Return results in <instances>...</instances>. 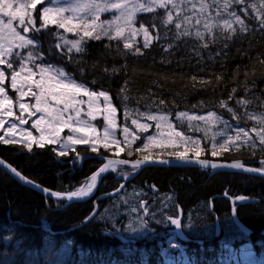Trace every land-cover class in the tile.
Here are the masks:
<instances>
[{"label":"trees","instance_id":"obj_1","mask_svg":"<svg viewBox=\"0 0 264 264\" xmlns=\"http://www.w3.org/2000/svg\"><path fill=\"white\" fill-rule=\"evenodd\" d=\"M140 19L147 21L148 17L142 16ZM37 23L40 24V21ZM247 23L252 30L247 34H238L228 42L227 48L223 47V42L210 44L208 49L198 48V42L190 38L174 42L175 46L166 52L163 45L168 41L161 40L154 41L148 49L142 48L144 54L141 56H133L127 50H123V56L118 55L116 45L119 43L122 49V42L117 41L110 42L111 49H105L104 45L109 43L105 39L88 41L84 45L85 52L73 53L70 59L61 50L52 47V43L59 41L54 35L57 29L53 26L41 30L36 39L45 57L44 63L63 67L77 81L94 90L109 93L117 108L120 126L130 123V118H124V105L132 112L138 109L140 112L151 111L171 116L185 111L193 114L214 111L225 119L233 120L227 108L220 107L221 101H227L228 107L240 116L237 122H241V118L245 122V111L264 113V30L258 29L252 19H248ZM60 32L69 38H77L71 33H63V30ZM137 39L142 44V38ZM197 51L200 52L199 56L196 55ZM217 52L220 54L217 55ZM74 60L80 63H74ZM94 63L95 68L92 67ZM104 67H116L120 71L109 75L103 71ZM80 69H83V74ZM193 76L197 78L195 81L192 80ZM93 79H96V84L91 83ZM201 80L210 83L201 84ZM232 88L237 89L234 94ZM125 95L128 99L122 101ZM230 95L232 99H229ZM239 99L251 103L241 106L236 103ZM160 100L164 104H160ZM245 123L253 126L248 118ZM53 147L47 145L40 149L34 146L29 153L18 144H0V158L50 191L69 192L82 187L103 166L104 158L135 161L145 154L135 148L117 156L112 150L100 148L93 153L90 148L79 146L67 156L58 157L52 151ZM204 148L206 151L202 159L223 163L264 159L261 150L253 152L242 148L212 157L209 146ZM130 150L133 153L131 156L128 155ZM152 152L159 153L155 150ZM77 154L81 159L74 163ZM164 158L172 159L169 156ZM122 173L119 176L108 173L93 199L65 209V203L37 193L0 169V262L5 254L11 256L17 253L25 262L31 256L39 255L42 261L39 264H183L169 253H164L170 250L172 244L168 234L171 230L169 223L157 225L149 221L153 229L150 238L134 240L131 244L121 240L128 237L123 230L124 216L114 225L110 219L104 224L96 219L85 225L97 208L100 213L105 212L118 199L111 195L123 184ZM127 192L143 193L142 201L144 197L150 201L148 205L153 210L157 199L171 197L175 201L178 205L175 212L184 214V228L192 240L190 244L176 240L184 250L185 257L190 259L189 264H227L226 260L229 264H238L236 259L242 250L251 253L255 262L264 264V178L230 172L211 175L210 171L195 168L148 167L127 182L123 193ZM239 195L247 199L237 200ZM233 208L241 223L252 232L250 237L235 227ZM189 213L193 217L191 228L186 227ZM217 220L222 226L220 237L216 234ZM5 237L11 239L6 240ZM69 240L72 244L66 249L65 244ZM48 243L49 255L46 248ZM124 247L143 251L126 256L120 251ZM44 254L48 257L45 263L42 259ZM10 262L18 264L19 261L10 257Z\"/></svg>","mask_w":264,"mask_h":264},{"label":"snow or ice","instance_id":"obj_2","mask_svg":"<svg viewBox=\"0 0 264 264\" xmlns=\"http://www.w3.org/2000/svg\"><path fill=\"white\" fill-rule=\"evenodd\" d=\"M41 2L42 0H0V130H4V134L0 135V144H18L29 153L33 151L34 146L44 149L47 145H58L59 149L52 148L58 157L67 156L70 151L74 152V145H90L93 153L98 152L99 147L110 151L115 146L116 155L119 156L125 151V147L131 148V145L140 138L138 133L147 132L152 128V124L141 122V118L154 121L156 132L154 135L147 136L145 138L147 143L136 150L145 154L135 161L107 159V162L75 191H50L22 175L16 167L6 164L3 159H0V166L9 169L20 181L31 185L46 196L56 198L57 201L64 199L72 201L74 198L90 196L101 174L109 170L115 172L119 165H130L134 173L144 165L169 164L171 160L164 158L165 156L183 164H199L202 168L239 169L246 173L264 175V159L259 160L260 167L245 166L239 161L225 164L202 159L206 149L201 147V140L177 130L168 114L140 112L137 109L135 115L139 118H132L133 112L126 105H124V118L125 120L131 118V124L135 126V130H131L127 125L119 129L123 135L124 146L122 147V141L116 135L117 108L113 105L109 93L106 90H94L85 83L77 81L63 67L44 63L45 57L40 51L39 42L27 35L30 32L39 33L42 29L54 26L58 30L54 35L59 40L54 47L68 55L70 59L73 53L85 52L84 45L90 40L106 39L109 43L104 45L105 49L112 48L110 43L112 41L122 42V49L119 43L116 45V52L121 56L124 55L123 50H127L133 56H141L144 54L142 48L148 49L154 41L161 40L168 41L163 45L166 52L175 46L174 42L186 41L190 38L198 42L196 45L198 48L208 49L210 44L218 42H223V47L227 48L228 42L238 34H247L252 30L247 23L248 19L254 20L258 29L264 30V0H255V2L252 0H67V6L55 8L44 6L40 14L42 23L37 27L33 10ZM105 13L111 15L102 19V14ZM253 13L255 15H252ZM142 16L148 17L147 21L141 20ZM59 30H63V33H71L77 38L68 39ZM138 37L142 38V44ZM196 55L199 56L200 52L197 51ZM211 58L210 54L209 59ZM74 63L79 64L80 61L74 60ZM92 67L95 68L96 64L94 63ZM80 71L83 74V69ZM103 71L112 75L120 69L104 67ZM196 79L195 76L192 77L193 81ZM91 83L96 84V79H93ZM200 83L207 84L210 81L201 80ZM9 91L16 93L15 97L9 95ZM123 91L122 88L121 92ZM236 91V88L231 90L233 94ZM127 99L126 95L122 97V101ZM229 99H232L231 95ZM159 103L164 104V101L160 100ZM236 103L246 106L251 101L239 99ZM84 105H87L86 112ZM220 107L227 108L233 119L239 121L236 112L228 107L227 101H221ZM82 113L88 117L87 120L81 119ZM245 115L248 119L255 120L259 127L238 128L235 130V135H227L226 132L213 134L210 150L212 157L230 150L239 151L243 147L254 152L259 146L261 152H264V113L255 115L245 111ZM99 116H103L104 120L102 134H98L95 125L91 123ZM7 118H13L16 122L10 123ZM176 118L203 121L209 126L205 130L206 135L211 127L219 123H223L226 128L231 127L214 111L206 116L189 114L187 111L178 112ZM30 120H32L30 128L36 130L38 135H34L32 131L23 127L28 125ZM6 124L9 126L5 129ZM64 129H68L70 133L67 137L61 136ZM218 137H224V139L217 143ZM154 148L182 150L161 151L154 155L151 151ZM132 154L130 150L128 155ZM80 159L81 157L77 154L74 163ZM130 174L123 172L122 176L127 179ZM120 187L123 188L124 185L121 184ZM135 195L139 196L141 193ZM224 195L227 196L228 193ZM131 199L133 197L130 196L124 199L123 203L129 204ZM236 199L244 201L247 197L239 195ZM170 207L174 209L172 214H162L161 218L157 219L156 211L150 213L148 200L145 199L139 203L142 215H133L138 213V209L135 205H131L127 231L132 234H143L148 229L149 216L157 225L170 223L180 229L183 213L175 212L178 205L171 197L166 199L159 210L164 213V210ZM105 213L107 215L108 209H105ZM118 214V212L113 213L107 217L113 225ZM192 226L193 217L189 213L186 227ZM5 239L10 240L11 237H5ZM128 243L131 244L133 241ZM71 244L72 241H67L65 248L67 249ZM120 251L130 256L143 249L124 247Z\"/></svg>","mask_w":264,"mask_h":264},{"label":"rangeland","instance_id":"obj_3","mask_svg":"<svg viewBox=\"0 0 264 264\" xmlns=\"http://www.w3.org/2000/svg\"><path fill=\"white\" fill-rule=\"evenodd\" d=\"M44 6H50V7H54V8L57 7V6H67V0H58V3H57V0H42V2L37 6V8L33 10V15L36 18V21L37 22H38V20L40 21V24L42 23V21L40 20V14H41L42 8ZM66 15H68V14H66ZM110 15L111 14H109V13L102 14V19L108 18ZM40 24L37 23V27ZM18 30L22 31V29H18ZM59 31H61V30H59ZM40 32L39 33L30 32L27 35L37 41L36 37H38L40 35ZM69 37L70 36H67L68 39H72V38H69ZM58 42L52 43V45H53L52 47L54 48V50H57L54 47V45L56 43H58ZM48 43H50V42H48ZM39 46H40V43H39ZM5 87L6 88L8 87V84L7 83L5 84ZM9 95L15 97L16 93L9 91ZM83 107H84V111L86 112L87 111V105H84ZM17 111H18V109H17ZM153 114H158V113H153ZM189 114H193V113H189ZM195 115H205V114H195ZM206 115H208V114H206ZM255 115H260V114H255ZM176 116L177 115H175V116L169 115V117L171 119V122L176 126L177 130H180L185 135L192 136L195 139H200L201 140V147L204 148V146H209L210 150H211V144H212V139L211 138H212L213 134H215V133H218V132H226L227 135H235V130L238 129V128L251 129L252 127H259V125L257 124V122L255 120H250V122L253 124V126L249 127L245 123L246 122V119H247L245 116H244L245 122L242 121V118H241V122H237L236 119H233V120L225 119V118L217 115V116L221 117L222 120L227 121L228 124L231 125V127L230 128H226L223 123H219L217 126L211 127V129L209 131H207V135H206L205 134V130H207L209 128V126L206 125L203 121H188L187 119H182L181 120V119H177ZM238 117L240 118V116H238ZM132 118H139V117H136L135 112H133V117ZM7 119L9 120L10 123L11 122H16V121H14L13 118H7ZM34 119L35 118H33V120ZM81 119L87 120L88 117L82 113ZM175 120H176V123H175ZM141 122L150 123L153 126L147 132L138 133V135H139L140 138L137 139L131 145V148L125 147V151L126 150H129V149H135V148L137 150L138 148L142 147L145 143H147V140L145 139L147 136H150V135H154L155 134L156 129H155V122L154 121H147V120H143L141 118ZM31 123H32V120L29 121V124L28 125H24L23 127L26 128V129H28V130H30V131H32L34 135H38V132H36V130L30 128ZM91 123L95 125L98 134H102L103 133V128H104L103 116H99L96 120L91 121ZM117 124H118V129H117L116 135H117V138L122 141L121 146L123 147L124 146V144H123V135H122L121 131L119 130L123 126H120L121 124H120V120H119V117H118V113H117ZM8 126H9V124H6L5 125V129ZM127 126L131 130H135V126H133L131 124V118H130V123ZM3 134H4V130H0V135H3ZM69 134L70 133H69L68 129H64V131L61 133V136L62 137H67ZM18 135H19V133H18ZM252 135L254 136V134H252ZM223 139H224V137H218L216 142L219 143ZM52 146H54L57 149H59V146L58 145H52ZM79 146H85V147H88V148L91 149L90 145L80 144V145H74L73 146L75 148V151L78 149ZM100 148H103V147H99L98 150ZM243 148L244 149L245 148L248 149L247 147H243ZM153 150H155L156 152H161V151L171 152V151H174V150H182V149H167V150H161L159 148H154L151 151H153ZM256 150H260V147L258 146L256 148ZM230 151H235V150H230ZM70 152H72V151H70ZM112 152H114L116 154L115 146H113ZM122 154H123V152L120 153L119 156L122 155ZM153 154L155 155L156 153L154 152ZM122 168H124V167H117V169H116L115 172L109 170L107 173H116L119 176V174H121L123 172V170L126 169V172L131 173L129 176H132V174H133V170L132 169H129V168L122 169ZM135 194H136V192H131V193L127 192L126 194L122 193L118 197V199L115 201V203L111 206V208L108 210L107 215H106L105 212H103L101 214V216L99 217V221L109 222V219L107 217L110 216V215H112L113 213H117L118 212L119 214L116 215L115 220L117 222V220H119L122 216H124V219H125L124 221H125V224L126 225L123 227V230H124L125 236L126 235L128 236L127 238L130 237L129 239H134L136 241L149 239L150 236H151V233L153 232V229L149 225H148L149 226L148 229H146L143 234H140V233L132 234V233H130V232L127 231V220H128V213L130 211V206L131 205H135L137 207V209H138V213H133V215H137V214L142 215V209H139V203L142 202V197L144 195H143V193H141V195H139V196H136ZM130 196L133 197V199H131L129 201V204H124L123 203V200L124 199H127ZM166 199L167 198L160 199V200L157 199L158 202L157 201L155 202L156 203V208H154V210L152 209V206L151 205H148V207L150 208V213H151V211H157V217L159 216L158 219L161 218L162 214H171V212L174 211V209L170 207L168 209H165L164 210V213H161L160 212L159 209L165 203ZM102 217H103V219H102ZM147 219L149 221L154 222L151 219V216H149ZM170 228H171V230L168 232V234L171 237L172 244H170V250H167L164 253H169V255H171L172 257H174L176 260H179L183 264H189L188 263V259L189 258L187 259L185 257L184 250L178 245V243L176 242V238L173 239L174 236H173V233H172V225L171 224H170ZM234 235L238 238L236 232L234 233ZM46 248H48L47 254L49 255V253L51 252L50 251V244L49 243L46 245ZM40 255H42V254H40ZM10 257H11V259L14 258V260L17 259L19 261L18 264H31V263H33V264H39V262L41 261L39 255H33V256H31L29 258V260H30L31 263L29 262V260H28V262H25L23 260V258L20 256V254L15 253V254H13L11 256H8V255L5 254V256L2 257L4 259L2 260V262H0V264H11L12 262H10ZM42 259H43V262L44 263L47 262V260H48L47 255L44 254L42 256ZM236 260L239 262L238 264H241V263H245V264H251V263H254V264H263V262H255L253 260V255L251 253H245L244 250H242L239 258L236 259ZM189 261H190V259H189ZM226 263L229 264L228 260H226ZM56 264H58V263H56Z\"/></svg>","mask_w":264,"mask_h":264},{"label":"water","instance_id":"obj_4","mask_svg":"<svg viewBox=\"0 0 264 264\" xmlns=\"http://www.w3.org/2000/svg\"><path fill=\"white\" fill-rule=\"evenodd\" d=\"M0 159H1V158H0ZM107 159H114V158H106V159L104 160L105 163L107 162ZM170 160H171V162H170L169 164H167V165H165V164H148V165H144V166H142L140 169H138L137 172H141L143 169L148 168V167H157V168H195V169H201V170H205V171H210L211 174H215L213 171H215V170L225 169V171H232L233 173H236V174L248 175V176L258 177V178H264V175H262V174H259V173H246V172H243L242 170H239V169H229V168H218V169H212L211 167H209V168H202L199 164H183V163H180V162L174 161V160H172V159H170ZM5 162H6V161H5ZM213 162H216V163H223V162H217V161H213ZM228 163H231V162H228ZM241 163H243L245 166H257V165H259V162H256V161H255V162H241ZM6 164H9V163L6 162ZM225 164H226V163H225ZM119 166H123V167L131 168L130 165H119ZM0 169L3 170L4 172H6L9 176H11L13 179H15L18 183H20V184H22V185H25V186H27L28 188H30V189H32V190L38 192L39 194L45 196V194L42 193L41 191H39V190L33 188L31 185H27V184H25L24 182L20 181L17 177H15L14 174H12V173L10 172L9 169L5 168L4 166H0ZM101 175H102V174H101ZM104 175H105V173H104ZM100 177H101V176H100ZM100 183H101V179L99 178L98 181H97V186H96V188L93 190L92 194H91L90 196H88V197H83V198H81V199H75V198H74L72 201H68L67 199L60 200V201L63 202V203H65L66 206H70V205H73V204H77V203H81V202L89 201V200L93 199V197H94L95 194L97 193V191H98V189H99L98 187H99V184H100ZM47 197L56 200V198H53V197H51L50 195H47ZM97 213H98V212L96 211L95 214H94V216H96ZM233 213H234V216H233V222H234L235 226H236V227H237L242 233H244L245 235H247V236L250 237V236H251V232H250V230H249L246 226H244V225L241 223V221L239 220V218H238L237 215H236V210H235V212H233ZM217 229H218L217 234L220 235V234H221V229H220L219 227H218ZM175 233L179 235L181 241H184V242L188 241L189 238H188V236L185 235V233H184L182 227H181L180 229H177V228H176Z\"/></svg>","mask_w":264,"mask_h":264},{"label":"bare ground","instance_id":"obj_5","mask_svg":"<svg viewBox=\"0 0 264 264\" xmlns=\"http://www.w3.org/2000/svg\"><path fill=\"white\" fill-rule=\"evenodd\" d=\"M206 115V114H205ZM175 123H176V120H175ZM169 159V158H168ZM105 160V158L103 159V161ZM212 161H214V160H212ZM218 162V161H217ZM256 162H259V161H256ZM104 163H105V161H104ZM153 168H157V167H153ZM167 169H170V168H167ZM173 169H175V168H173ZM205 171V170H204ZM215 174L216 173H218V172H230V173H233L232 171H225V169H221V170H215V171H213ZM108 174V173H107ZM106 174V175H107ZM106 175H104V173L101 175V177H100V179H101V183L99 184V189H100V187H101V184L103 183V180H104V177L106 176ZM211 175H214V174H211ZM123 185H124V187L123 188H121L120 187V189L118 190V191H116L115 193H113L111 196H112V198H118L123 192H124V190H125V188H126V185H127V182L125 181V179H124V182H123ZM98 189V190H99ZM148 189V188H147ZM149 190V189H148ZM38 193V192H37ZM97 194V193H96ZM95 194V195H96ZM148 194V193H147ZM44 196V195H43ZM46 196V195H45ZM47 197V196H46ZM95 197V196H94ZM93 197V198H94ZM146 197H148V196H146ZM49 198V197H48ZM148 199V198H147ZM156 199V198H155ZM116 200V199H115ZM144 200H145V197H144ZM150 200V199H149ZM110 201V200H109ZM87 202V201H86ZM148 202H150V201H148ZM81 203H84V202H81ZM98 203V202H97ZM96 203V204H97ZM77 204H79V203H77ZM71 206V205H70ZM69 206H64V208L66 209V208H68ZM100 208H102V207H100ZM98 212L97 213V215L96 216H94V214H95V212ZM96 211L94 212V214L91 216V219L89 218L86 222H85V225L86 224H88L89 222H91V221H94V220H96V219H98L99 220V217L101 216V214L103 213H100V209L99 208H97L96 209ZM233 216H234V214H233ZM97 220V221H98ZM125 220V219H124ZM181 220H182V229H183V231H184V233H185V235L186 236H188V234H187V232L185 231V228H184V214L181 216ZM220 220V219H219ZM123 221V220H122ZM124 223H125V221H124ZM103 224H104V222H103ZM102 225V224H101ZM126 224H124V226H125ZM169 225H170V223H169ZM169 225H167V227L169 226ZM110 226V225H109ZM162 226V225H161ZM166 226V225H165ZM111 227V226H110ZM220 228L221 229V234H222V226H221V224H220V221H218L217 220V222H216V234H217V231H218V229L217 228ZM168 229V228H167ZM221 234L220 235H218L217 234V236L218 237H220L221 236ZM130 238V237H129ZM188 241H186V242H184V241H181L180 240V238H178L179 240H180V242L181 243H185V244H190L191 242H192V240L190 239V237L188 236ZM207 239V238H206ZM124 241H134V239H132V240H129V239H127L126 237H124V239H123ZM138 240V239H137ZM136 241V240H135ZM126 243V242H125ZM203 243H201V245H202ZM63 250V249H62ZM166 250V249H165ZM65 252V251H64ZM140 255V254H139ZM61 256V255H60ZM16 257V256H15ZM250 258V257H249ZM123 264V263H122ZM126 264V263H125Z\"/></svg>","mask_w":264,"mask_h":264},{"label":"flooded vegetation","instance_id":"obj_6","mask_svg":"<svg viewBox=\"0 0 264 264\" xmlns=\"http://www.w3.org/2000/svg\"><path fill=\"white\" fill-rule=\"evenodd\" d=\"M243 162V161H242ZM254 167H260V165L259 166H254ZM129 178V177H128ZM172 232H173V230H172Z\"/></svg>","mask_w":264,"mask_h":264}]
</instances>
